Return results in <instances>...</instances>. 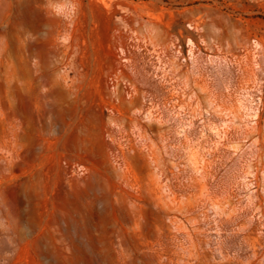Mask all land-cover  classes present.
<instances>
[{"label":"rangeland","instance_id":"374dc122","mask_svg":"<svg viewBox=\"0 0 264 264\" xmlns=\"http://www.w3.org/2000/svg\"><path fill=\"white\" fill-rule=\"evenodd\" d=\"M0 264H264V0H0Z\"/></svg>","mask_w":264,"mask_h":264}]
</instances>
